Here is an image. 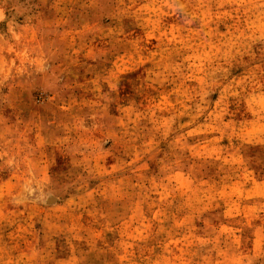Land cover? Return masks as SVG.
<instances>
[{
	"label": "rangeland",
	"instance_id": "obj_1",
	"mask_svg": "<svg viewBox=\"0 0 264 264\" xmlns=\"http://www.w3.org/2000/svg\"><path fill=\"white\" fill-rule=\"evenodd\" d=\"M0 264H264V0H0Z\"/></svg>",
	"mask_w": 264,
	"mask_h": 264
}]
</instances>
